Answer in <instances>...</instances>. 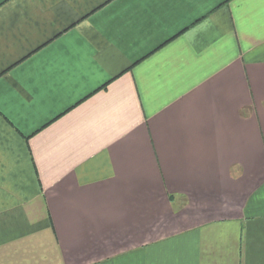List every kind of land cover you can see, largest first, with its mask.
Listing matches in <instances>:
<instances>
[{
	"label": "crops",
	"instance_id": "0c3cea01",
	"mask_svg": "<svg viewBox=\"0 0 264 264\" xmlns=\"http://www.w3.org/2000/svg\"><path fill=\"white\" fill-rule=\"evenodd\" d=\"M0 264H264V0H0Z\"/></svg>",
	"mask_w": 264,
	"mask_h": 264
}]
</instances>
